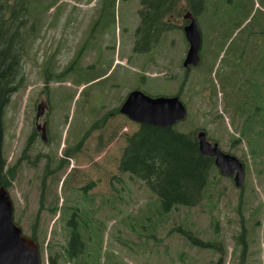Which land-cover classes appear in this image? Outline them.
I'll return each mask as SVG.
<instances>
[{
    "label": "rangeland",
    "instance_id": "1",
    "mask_svg": "<svg viewBox=\"0 0 264 264\" xmlns=\"http://www.w3.org/2000/svg\"><path fill=\"white\" fill-rule=\"evenodd\" d=\"M98 1L62 0L46 13L39 35L26 47L25 81L2 116L4 174L18 167L14 179L7 176L13 220L27 237L37 221L40 264L55 253L57 264H215L219 259L220 264H264V64L247 48L241 57L249 70L231 68L233 62L239 65L233 59L243 26L218 51L226 38L212 25L208 0L205 13L192 16L202 38L200 63L186 72L187 14L169 19L170 28L153 51L135 54L139 0L120 1L115 26L101 33L91 29ZM255 29H264V16ZM64 71L61 79L53 78ZM134 90L179 97L187 117L176 128L204 131L208 141L238 158L245 168L243 187L214 167L198 206L150 215L154 194L118 167L125 136L138 126L119 112ZM39 104L47 110L36 119ZM43 122L47 141L37 130ZM89 196L92 201L85 202ZM72 217L88 224L87 248L77 263L61 254ZM182 230L215 242L217 249L191 246Z\"/></svg>",
    "mask_w": 264,
    "mask_h": 264
},
{
    "label": "trees",
    "instance_id": "2",
    "mask_svg": "<svg viewBox=\"0 0 264 264\" xmlns=\"http://www.w3.org/2000/svg\"><path fill=\"white\" fill-rule=\"evenodd\" d=\"M61 1L0 0L1 133L4 111L10 103L12 95L21 88L23 79L25 81L23 62L26 57V47L33 43L39 35L38 33L43 27L46 13ZM120 1L124 0H99L97 2L93 10L95 18L91 24L92 31L101 33L115 26L118 11L117 5ZM222 1L231 5L225 7L226 4L221 3V1L218 4V0H211L210 5L208 0H139V9L137 11L139 24L134 31L132 52L135 54H146L153 51L158 46L162 35L169 30L171 25L169 19L171 17L191 14L197 19L205 13V6L209 5V16L211 17L212 25L219 27L226 38L220 40L219 46L221 47L218 51L231 38L233 32L243 26V35L233 59V61L237 60L236 62L239 65L233 62L231 68H237L238 70V66H240L242 71L244 70L246 58L241 56L244 55L247 48H250L251 52L255 54V58L264 64V29H255L260 24V18L264 16V11L256 9V13L259 16L255 17V19H252L251 14L258 4L264 10V0ZM255 4L256 6L254 7ZM72 10H76V8L74 7ZM248 18L250 19L246 22ZM218 57L219 52H216L215 58L217 59ZM73 63L74 61L70 64L68 71L71 70ZM262 69L264 70V66ZM68 71L55 75L53 78L59 80ZM51 75V72L46 73L49 78ZM230 81H232L231 78H229V83ZM179 101L182 103L180 99ZM247 116L251 115L247 114ZM176 124L172 127L138 124L136 131L129 136H125V146L118 162V167L122 173H127L131 177L138 179L154 194L156 200L152 204L153 211L150 215L155 218L168 215L178 207L193 208L198 206L204 198V192L210 183L211 172L215 167L212 158L199 152L196 132L194 130L180 131L176 128L178 126ZM251 152L254 153L255 150H251ZM39 158L42 159V155H39ZM52 165L51 161L49 166ZM5 168L6 166L1 157L0 185L5 190H8L7 176L11 180L14 179L18 167H12L7 174H4ZM58 179L59 177L56 180ZM89 187L92 188L94 186L90 184ZM80 190L86 192L85 188ZM90 201H92V198L89 196L85 202ZM53 212L56 217L57 207L53 208ZM146 220L150 221V216H146ZM14 223L17 224V222ZM36 223L37 221L33 224L34 229L29 238L37 243ZM65 227L67 236L61 254L65 261L77 263L84 256L87 248L84 236L85 229H88V224L87 221H76L72 217L67 220ZM131 229L136 231V227L132 223ZM148 229L150 235H152L153 225H148ZM176 231H180V229L176 228ZM244 234L245 230H243L237 240H241L245 236ZM181 235L189 241L191 246L206 250L217 249L215 242H203L194 237L188 230H182ZM58 257L59 254L55 253L47 262L49 264H57ZM220 262L221 259L215 264H220Z\"/></svg>",
    "mask_w": 264,
    "mask_h": 264
},
{
    "label": "water",
    "instance_id": "3",
    "mask_svg": "<svg viewBox=\"0 0 264 264\" xmlns=\"http://www.w3.org/2000/svg\"><path fill=\"white\" fill-rule=\"evenodd\" d=\"M190 22L183 27L188 50L183 62V68L197 66L200 61L202 45L201 33L191 14H187ZM37 112L40 119L44 110ZM128 120L138 124L155 127H172L185 120L187 112L178 97H149L141 91L134 90L126 97L119 110ZM42 140L46 139L45 125H37ZM199 152L213 159L214 166L220 174L232 178L236 187H243L244 165L235 156L224 153L217 143L207 140L204 131L196 133ZM1 142V127H0ZM1 160V149H0ZM0 264H40L38 244L24 236L21 228L13 220V204L7 190L0 185Z\"/></svg>",
    "mask_w": 264,
    "mask_h": 264
},
{
    "label": "flooded vegetation",
    "instance_id": "4",
    "mask_svg": "<svg viewBox=\"0 0 264 264\" xmlns=\"http://www.w3.org/2000/svg\"><path fill=\"white\" fill-rule=\"evenodd\" d=\"M260 9L262 10V11H264L261 7H260ZM183 30V29H182ZM244 70L243 71H246V70H249V61L246 59L245 61H244ZM238 71H242V69H241V67L240 66H238ZM123 104V103H122ZM39 108L40 109H43V110H47V106L45 107L44 105H42L41 104V106H40V104H39ZM120 110V109H119ZM44 116V112H43V115H42V117ZM41 117V118H42ZM42 124H44L45 125V123L43 122ZM40 139L42 140V137H41V132H40ZM43 141H47V132H46V139L45 140H43ZM47 264H49L48 262H47Z\"/></svg>",
    "mask_w": 264,
    "mask_h": 264
}]
</instances>
